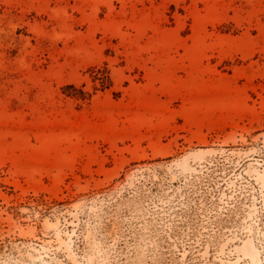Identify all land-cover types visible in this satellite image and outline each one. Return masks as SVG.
<instances>
[{
    "label": "rangeland",
    "instance_id": "374dc122",
    "mask_svg": "<svg viewBox=\"0 0 264 264\" xmlns=\"http://www.w3.org/2000/svg\"><path fill=\"white\" fill-rule=\"evenodd\" d=\"M0 264H264V0H0Z\"/></svg>",
    "mask_w": 264,
    "mask_h": 264
}]
</instances>
